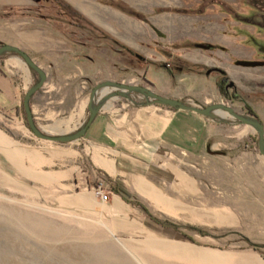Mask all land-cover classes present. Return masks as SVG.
I'll list each match as a JSON object with an SVG mask.
<instances>
[{"label":"rangeland","instance_id":"rangeland-1","mask_svg":"<svg viewBox=\"0 0 264 264\" xmlns=\"http://www.w3.org/2000/svg\"><path fill=\"white\" fill-rule=\"evenodd\" d=\"M58 1L0 0V46L30 50L26 42L43 31L80 60L91 89L113 81L198 107L224 104L264 132V28L256 23L264 0ZM214 69L234 86L227 95ZM111 99L125 108L160 105L112 87L94 101ZM223 113L206 116L218 125V145L172 153L139 177L142 191L125 193L126 204L72 186L77 145L35 135L10 143L0 133V264H264L258 130ZM38 122L44 132L48 122Z\"/></svg>","mask_w":264,"mask_h":264},{"label":"crops","instance_id":"crops-1","mask_svg":"<svg viewBox=\"0 0 264 264\" xmlns=\"http://www.w3.org/2000/svg\"><path fill=\"white\" fill-rule=\"evenodd\" d=\"M69 1L83 6L81 0ZM37 32L34 41H25L27 49L32 51L12 45L24 49L46 76L28 105L38 127V120L48 122L45 133L70 134L88 113L92 90L88 87L89 79L77 68L80 60L65 56L58 51L59 45L47 40L43 31ZM44 51H51V56L44 55ZM37 80L38 75L19 55L6 52L0 56V133L10 143L35 137L26 122L23 97ZM83 82L87 86H82ZM148 83L156 86L153 80ZM126 106L113 99L99 105L84 135L68 142L78 146L71 172L72 186L82 185L83 190L88 187L91 190L94 178L102 180L109 187L110 200L126 204L129 199L125 193L142 191L139 177L161 168L172 153L195 156L202 154L208 143L219 144L218 125L204 115L164 105ZM130 184L134 189L129 188Z\"/></svg>","mask_w":264,"mask_h":264},{"label":"water","instance_id":"water-1","mask_svg":"<svg viewBox=\"0 0 264 264\" xmlns=\"http://www.w3.org/2000/svg\"><path fill=\"white\" fill-rule=\"evenodd\" d=\"M6 52H12L17 55H19L24 63L32 69L37 75H38V80L37 82L31 86L30 88L27 89V91L24 94L23 97V108L25 111L26 115V122L27 125L30 129V131L38 138L47 140V141H52V142H70L73 140H77L81 138L85 131L87 126L91 123L93 120L97 107L100 104H95L94 98L96 93L104 88V87H112L114 90L118 91H125V92H139L141 93L144 97L147 99H150L153 103L164 105L176 110L180 111H191L200 115L204 116H209L211 115L212 111H222L228 113L232 118L237 119L238 121H241L243 123H246L248 125H251L255 127L258 130V149L261 154L264 155V138H263V125L262 123L255 121L253 119H246L238 114H236L232 108L224 105V104H212L209 106H204V107H198L195 105H190L183 103L182 101L178 99H173V98H168V97H163L159 94H156L152 91H150L149 88L144 87V86H139V85H130V84H123L119 82H113V81H106V82H101L94 86L90 92V97H89V104H88V117L87 120L83 123L80 129H78L76 132L70 133V134H62V135H51L47 134L45 132H42L39 127L35 124L33 116L31 114L28 101L31 97V95L36 92L44 83L45 81V73L34 63L32 60L28 57V55L20 50L19 48L8 45V44H3L0 46V56ZM123 92H119V95H123ZM254 118L257 119L256 116L252 115Z\"/></svg>","mask_w":264,"mask_h":264},{"label":"flooded vegetation","instance_id":"flooded-vegetation-1","mask_svg":"<svg viewBox=\"0 0 264 264\" xmlns=\"http://www.w3.org/2000/svg\"><path fill=\"white\" fill-rule=\"evenodd\" d=\"M57 1V5L59 6V1ZM258 17H260L259 21H257V25L261 28H264V17H262L261 15H257ZM259 50L261 51L262 53V56H263V59H264V45H259ZM213 71H215L216 73L220 74L221 75V78L219 79V81L217 82V88H218V91L224 95H227L226 92L224 91L226 88V86H229V87H234L232 85V83L230 81L227 80V78H225L224 74L222 73L221 70H218V69H214ZM222 89V90H221Z\"/></svg>","mask_w":264,"mask_h":264},{"label":"built area","instance_id":"built-area-1","mask_svg":"<svg viewBox=\"0 0 264 264\" xmlns=\"http://www.w3.org/2000/svg\"><path fill=\"white\" fill-rule=\"evenodd\" d=\"M92 194L100 202L105 203L109 200L111 192L106 188L103 181L98 182L91 188Z\"/></svg>","mask_w":264,"mask_h":264},{"label":"bare ground","instance_id":"bare-ground-1","mask_svg":"<svg viewBox=\"0 0 264 264\" xmlns=\"http://www.w3.org/2000/svg\"><path fill=\"white\" fill-rule=\"evenodd\" d=\"M215 114L217 116H220V117H224L225 116V113L221 112V111H212L211 114ZM135 259V258H134ZM142 264V263H141Z\"/></svg>","mask_w":264,"mask_h":264},{"label":"trees","instance_id":"trees-1","mask_svg":"<svg viewBox=\"0 0 264 264\" xmlns=\"http://www.w3.org/2000/svg\"><path fill=\"white\" fill-rule=\"evenodd\" d=\"M257 12H258V10H257ZM260 13H262V14H260V15H261L262 17H264V13L261 12V11H260ZM172 109H173V108H172ZM249 111H250V110H249ZM250 114H251V115H254L252 112H250ZM254 116H255V115H254Z\"/></svg>","mask_w":264,"mask_h":264}]
</instances>
